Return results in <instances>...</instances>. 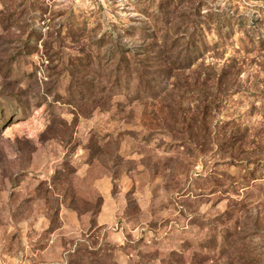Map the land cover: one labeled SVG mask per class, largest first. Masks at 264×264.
Listing matches in <instances>:
<instances>
[{
    "label": "rangeland",
    "instance_id": "obj_1",
    "mask_svg": "<svg viewBox=\"0 0 264 264\" xmlns=\"http://www.w3.org/2000/svg\"><path fill=\"white\" fill-rule=\"evenodd\" d=\"M0 264H264V0H0Z\"/></svg>",
    "mask_w": 264,
    "mask_h": 264
},
{
    "label": "trees",
    "instance_id": "obj_2",
    "mask_svg": "<svg viewBox=\"0 0 264 264\" xmlns=\"http://www.w3.org/2000/svg\"><path fill=\"white\" fill-rule=\"evenodd\" d=\"M231 16H229L228 18H225V17H223L222 15H221V17H220V19H217L218 17L216 16V18H214V20L218 23V25H217V29H216V37H218L219 38V40H221V41H223L224 40V38H229L230 36H231V31L229 30L228 32H226V33H223V35L222 36H220L221 35V33L223 32V30L220 28V26H222L223 28H226L227 26H230V29H232V28H234V27H237V26H241V27H243L244 28V25H243V23L240 21V20H238V19H236V21H235V24L234 25H231V19L232 18H230ZM209 21V20H208ZM212 21V20H211ZM210 21V22H211ZM220 22H224L223 24L221 23L220 24ZM241 22V23H240ZM234 26V27H233ZM251 28V27H250ZM249 28V29H250ZM249 29H246L245 31H243V33H241L242 35L241 36H239V38H238V45L241 47V48H245L246 46H252L253 45V43H254V41H255V34L254 35H252L253 33V31H251V30H249ZM251 31V32H250ZM252 33V34H251ZM250 34H251V37H250ZM252 36H254L253 37V39H252ZM194 37V36H193ZM262 37H263V35L262 36H258L257 37V39H258V41H259V43H261V40H262ZM115 38H112V41H115L114 40ZM196 40V39H195ZM198 40V39H197ZM102 41L103 40H100L99 41V43H102ZM195 41H191V40H186V42H185V46H186V49H185V53H187V58H188V55H189V57H191V55H192V52H194V51H196V50H209L210 49V47L208 46V43L205 41V42H203V43H201V41H198L199 43H197V44H200V46L198 47V48H196V47H194L195 46V43H194ZM152 44V43H151ZM151 44L150 45H148L149 47H151L152 48V46H151ZM223 45V44H222ZM165 46V45H164ZM139 48V51L138 52H140V50H143L144 52H152L150 49L151 48H145V47H143V46H141V47H138ZM145 48V49H144ZM113 52L115 53L116 52V50L114 51V46H113ZM112 52V53H113ZM183 52H181V54H182ZM127 57H124V59H121V58H119V60H118V69L116 70V71H120V68H122L123 70H127L128 71V69L129 70H131L133 67H134V65L135 64H141V62L142 61H136V62H134L133 61V58H135L136 56L135 55H133V54H131V55H126ZM135 56V57H134ZM186 58V56H185V59H187ZM139 82H142V79H140L139 80Z\"/></svg>",
    "mask_w": 264,
    "mask_h": 264
}]
</instances>
